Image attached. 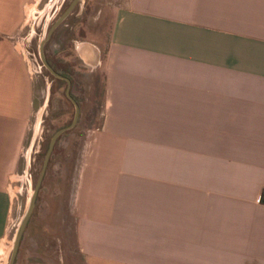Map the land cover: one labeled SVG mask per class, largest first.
Listing matches in <instances>:
<instances>
[{
    "label": "crops",
    "instance_id": "0c3cea01",
    "mask_svg": "<svg viewBox=\"0 0 264 264\" xmlns=\"http://www.w3.org/2000/svg\"><path fill=\"white\" fill-rule=\"evenodd\" d=\"M36 3L0 0V255L30 165ZM73 42L103 72L102 122L82 158L59 136L14 264H264V0H121L105 50Z\"/></svg>",
    "mask_w": 264,
    "mask_h": 264
},
{
    "label": "rangeland",
    "instance_id": "374dc122",
    "mask_svg": "<svg viewBox=\"0 0 264 264\" xmlns=\"http://www.w3.org/2000/svg\"><path fill=\"white\" fill-rule=\"evenodd\" d=\"M71 1L38 0V3L29 9L19 34L20 43L28 56L35 79L34 110L30 117V126L22 152L23 161H30V165L27 170L23 166L9 182L14 196L10 218L12 227H10L8 240L1 247V253L6 252V256L4 253L0 256V264L10 262L15 236L27 211L52 135L60 127L70 124L76 113L75 103L67 95V80L61 77L57 79L58 76L53 74L54 77L49 73L43 62L42 53L48 60H55L59 64L62 63L61 61L70 64L73 76L71 93L73 91L72 95L77 98L84 110L80 113L75 126L61 135V142L73 138L76 146L74 152L81 154L80 158H82L86 148H89L87 145L93 137L94 129L102 122L103 72L101 69L90 71L89 67L77 63L76 54L73 51V39L96 41L105 50L110 41L116 6L121 0H80L73 12L68 15V22L71 24V26L69 24L70 27L68 26V32L73 35L72 40L65 41L63 38L66 30L64 27L61 34L53 33L45 40L43 52H41L43 39L48 36L51 26ZM61 39L64 40L60 44ZM82 76L85 77L81 78ZM89 77H92L88 79L90 84L80 87L81 79ZM61 148L62 146H59L57 151ZM70 169L71 173L72 165Z\"/></svg>",
    "mask_w": 264,
    "mask_h": 264
},
{
    "label": "water",
    "instance_id": "95a60500",
    "mask_svg": "<svg viewBox=\"0 0 264 264\" xmlns=\"http://www.w3.org/2000/svg\"><path fill=\"white\" fill-rule=\"evenodd\" d=\"M79 1L80 0H72L70 2V4L67 6V8L62 12V14L57 18V20L54 22V24L51 26V28L49 30L48 36L45 39H43L41 49L43 48L45 40L53 34V32L56 29V27L73 11V9L76 7V5L78 4ZM41 52H43V49H42ZM42 59H43L44 64L46 65V67L48 68V70L52 74L67 80V82H68V86H67V89H66L67 90V95L75 103V105H76V113H75V117H74L73 121L69 125L63 126V127L59 128V129H57L54 132V134L52 135L51 139H50L49 146L47 148L46 155H45L43 168H42L40 176H39V178L37 180L35 189H34L32 195H31L30 202H29L27 211L25 213V216H24V218H23V220H22V222H21V224H20V226H19V228L17 230L16 236H15L14 245H13L12 254H11V258H10L9 264H14L15 263V259H16L17 253H18V248H19V244H20L21 238H22L23 233H24V229H25L27 218H28V216H29V214H30V212H31V210L33 208V205L35 203V200H36V197H37V194H38V190H39L40 185L42 183V180H43V177H44V174H45V171H46L50 156H51V154H52V152L54 150L55 144H56L59 136L61 135V133H63L66 129L74 126L77 123L78 118L80 116V105H79L78 101L76 100V98L71 93V84H72L71 78L69 76L64 75L63 73L59 72L57 69H55L54 66L46 58L44 53H42Z\"/></svg>",
    "mask_w": 264,
    "mask_h": 264
},
{
    "label": "trees",
    "instance_id": "16d2710c",
    "mask_svg": "<svg viewBox=\"0 0 264 264\" xmlns=\"http://www.w3.org/2000/svg\"><path fill=\"white\" fill-rule=\"evenodd\" d=\"M51 64L54 66L55 69H57L59 72L63 73L64 75L69 76L73 80V76L70 70V64L68 62L61 61L62 63L59 64L55 60L49 59ZM70 70V71H69ZM52 76H54L51 72H49ZM55 77V76H54ZM57 79H60L59 77H56ZM73 93V91H72Z\"/></svg>",
    "mask_w": 264,
    "mask_h": 264
},
{
    "label": "bare ground",
    "instance_id": "6f19581e",
    "mask_svg": "<svg viewBox=\"0 0 264 264\" xmlns=\"http://www.w3.org/2000/svg\"><path fill=\"white\" fill-rule=\"evenodd\" d=\"M84 43H85V42H84ZM89 44H90V43H89ZM85 45H88V44H85ZM80 50H82V49H80ZM90 51H91V50H90ZM90 51H89V52H90ZM89 52H88V53H89ZM90 53H91V52H90ZM82 55H83V54H82ZM88 60H89V59H88ZM88 60H87V61H88ZM4 247H5V246H4ZM2 250H4V249H2ZM4 251H5V250H4ZM3 253H4V252H3ZM3 253H1V255H0V256H2V255H3ZM5 253H6V252H5ZM5 253H4V255H5Z\"/></svg>",
    "mask_w": 264,
    "mask_h": 264
},
{
    "label": "built area",
    "instance_id": "2783aa9c",
    "mask_svg": "<svg viewBox=\"0 0 264 264\" xmlns=\"http://www.w3.org/2000/svg\"><path fill=\"white\" fill-rule=\"evenodd\" d=\"M31 71H32V68H31ZM32 75H33V71H32ZM14 225V224H13ZM10 227H12L11 225H10Z\"/></svg>",
    "mask_w": 264,
    "mask_h": 264
}]
</instances>
